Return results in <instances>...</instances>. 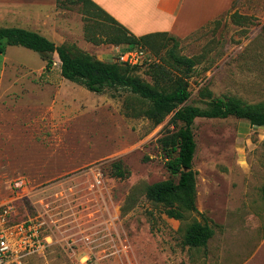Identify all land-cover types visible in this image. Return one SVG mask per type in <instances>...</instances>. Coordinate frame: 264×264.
<instances>
[{"label":"rangeland","instance_id":"1","mask_svg":"<svg viewBox=\"0 0 264 264\" xmlns=\"http://www.w3.org/2000/svg\"><path fill=\"white\" fill-rule=\"evenodd\" d=\"M13 5L0 0V27L24 26L107 62L122 49L86 38V24L98 33L105 27L86 21L82 2L54 0L47 14L26 21ZM152 40L147 50L157 61L134 71L146 83L171 89V77L185 68L174 61L177 54L196 61L186 75V104L207 107L229 96L264 105V0H237L185 37ZM0 45V205L15 204L13 222H44L48 243L25 264H264V126L235 116L196 118L198 212L180 221L149 200L146 187L178 180L167 167L177 150L162 138L183 122L171 114L156 125L149 102L128 88L96 93L64 78L56 53ZM156 64L168 75L154 78ZM116 161L124 178L112 173ZM194 220L215 230L206 247L183 242Z\"/></svg>","mask_w":264,"mask_h":264},{"label":"trees","instance_id":"2","mask_svg":"<svg viewBox=\"0 0 264 264\" xmlns=\"http://www.w3.org/2000/svg\"><path fill=\"white\" fill-rule=\"evenodd\" d=\"M82 2L86 21H93L105 27L104 33L93 30L86 24L85 36L96 45L116 44L122 49L139 47H155L153 37L167 36L166 32L150 33L137 36L120 24L100 5L93 0H77ZM5 40L8 45L23 46L42 55L57 54L61 61V74L64 78L81 83L88 90L102 93L107 87H125L146 99L150 107L147 115L156 125L161 124L168 115L174 120L183 122L179 130L170 136L162 138L164 147L170 143L177 155L167 162V167L178 180L172 178L149 184L146 187V196L152 202L165 206L169 217L183 221L189 212H198L197 207V171L193 168L197 142L193 130L196 118H228L235 116L249 120L252 125L264 126V105H247L236 97H217L209 101L207 107L186 104L191 97L188 71L196 64L195 59L174 55V61L179 66H185L181 74L173 75L171 89L158 88L146 83L134 74L139 66H130L119 62L102 61L93 55L80 51L72 52L66 45H57L47 36L23 27H0V42ZM0 45V51H3ZM53 64L51 58L47 61L46 69ZM168 69L162 64H156L152 70L154 78L160 79L168 75ZM113 175L124 178L126 172L121 161L113 163ZM215 233L209 223L194 220L184 228L183 242L194 248L206 247Z\"/></svg>","mask_w":264,"mask_h":264},{"label":"crops","instance_id":"3","mask_svg":"<svg viewBox=\"0 0 264 264\" xmlns=\"http://www.w3.org/2000/svg\"><path fill=\"white\" fill-rule=\"evenodd\" d=\"M93 1L137 36L166 32L185 37L230 11L237 0ZM53 4L54 0H14L13 6L14 13L26 21L47 14Z\"/></svg>","mask_w":264,"mask_h":264},{"label":"built area","instance_id":"4","mask_svg":"<svg viewBox=\"0 0 264 264\" xmlns=\"http://www.w3.org/2000/svg\"><path fill=\"white\" fill-rule=\"evenodd\" d=\"M114 61L130 66H142L157 60L147 48L139 47L118 50ZM101 183L102 174L99 172L95 175V184ZM24 184V181L16 182L18 188ZM15 214V204L0 205V264H25L30 255L42 252L48 246L47 237L42 233L44 222L38 219L13 222L12 216ZM83 264L93 263L85 259Z\"/></svg>","mask_w":264,"mask_h":264}]
</instances>
